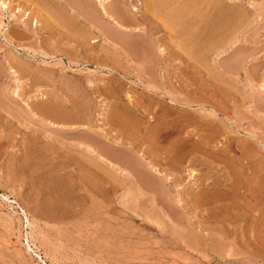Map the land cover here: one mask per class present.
<instances>
[{
  "label": "rangeland",
  "instance_id": "374dc122",
  "mask_svg": "<svg viewBox=\"0 0 264 264\" xmlns=\"http://www.w3.org/2000/svg\"><path fill=\"white\" fill-rule=\"evenodd\" d=\"M50 1L0 2V195L31 222L0 196V264H43L26 235L47 264H264V0H108L121 32Z\"/></svg>",
  "mask_w": 264,
  "mask_h": 264
},
{
  "label": "bare ground",
  "instance_id": "6f19581e",
  "mask_svg": "<svg viewBox=\"0 0 264 264\" xmlns=\"http://www.w3.org/2000/svg\"><path fill=\"white\" fill-rule=\"evenodd\" d=\"M65 2L67 1L68 2V4H70L73 0H71L70 1V3H69V0H64ZM82 0H74V2L72 3L73 4V6H70L71 7V10L69 11V13L66 11V8H65V10L64 9H61V10H57V12H56V10H55V12L53 13V17H55L54 19V23H56L57 25H60V27L62 26V28H65V29H67V30H70L69 28H72L74 31H77V28L80 26V23H78L79 21H77V19L76 18H83V19H91L90 20V23H91V21L93 20V21H96V19L97 20H99V19H102V18H109L110 20L109 21H112V23L114 24V28H112V29H120L121 28V30H126L127 31V29H126V27L124 28V24H126L127 22H128V19L125 17V16H122V15H119V14H117L116 13V11L114 10V12H112L109 8H108V6L106 5V4H108L107 2H109L108 0H100V7L99 8H97V10L99 11L98 13V15H97V12L95 13V12H91V10H90V7L88 6L89 5V3L87 2H84L83 4H82V2H81ZM99 1V0H98ZM97 1V2H98ZM0 2H1V5L3 6V8H5V9H7L8 8V3H7V0H0ZM61 2H62V0H61ZM91 2V1H90ZM49 3L50 4H52L53 2L52 1H50L49 0ZM93 3V2H92ZM99 3V2H98ZM54 5H55V3H53ZM52 4V5H53ZM60 4V3H59ZM85 4H88V5H85ZM57 5V4H56ZM55 5V6H56ZM61 5H63V2H62V4ZM66 5V4H65ZM71 5V4H70ZM60 6V5H59ZM69 5H67V7H68ZM88 6V7H87ZM62 7V6H61ZM63 7H66V6H63ZM62 7V8H63ZM69 7V8H70ZM91 7H92V5H91ZM163 7V6H162ZM55 8H57V6L55 7ZM89 8V9H88ZM64 10V11H63ZM94 11H96V10H94ZM50 12V11H49ZM67 12V13H66ZM70 12L72 13H74L73 14V16H71L70 15V17H68V14H70ZM91 12V13H90ZM117 12H119V11H117ZM227 12V11H226ZM93 13V14H92ZM114 13V14H113ZM116 13V14H115ZM26 15V14H25ZM99 18V19H98ZM46 19V18H45ZM53 19V18H52ZM57 20V21H56ZM103 20V19H102ZM88 21V20H87ZM104 21V20H103ZM104 22H107L106 20L104 21ZM37 21L35 22V25H37ZM78 23V24H77ZM92 24H94V23H92ZM107 24H109V22H107ZM24 25H25V30H30V28H28L29 26H28V23L27 22H24ZM77 25H78V27H77ZM112 25V24H111ZM115 25L118 27V28H115ZM94 27H96L95 25H93ZM77 27V28H76ZM105 27V26H104ZM103 27V28H104ZM108 27H109V25H108ZM102 28V36L103 37H108V35H109V31L108 30H110L111 28H106V29H103ZM123 28V29H122ZM112 29H111V31H112ZM118 29V30H119ZM25 30H22V31H25ZM100 32H101V30H99ZM98 31V32H99ZM120 31V30H119ZM21 32V31H20ZM73 32V31H72ZM121 32V31H120ZM25 33H26V31H25ZM112 33V32H111ZM110 33V34H111ZM114 34L115 33H117V32H113ZM118 34V33H117ZM111 36V35H110ZM114 36V35H113ZM116 37V38H115ZM120 38L119 36H117V35H115L113 38L114 39H118V38ZM104 39H106V38H104ZM125 39V38H124ZM106 40H108V39H106ZM121 42H123L122 40H121V38L119 39ZM130 41V40H129ZM113 43V42H112ZM124 44H126V43H124ZM128 45H129V43H127ZM74 49V48H73ZM121 49V48H120ZM134 50V49H133ZM149 50H151V49H149ZM151 53V52H150ZM154 53H156V52H154ZM13 55H14V53H13ZM12 55V56H13ZM14 56H18V55H14ZM147 56V55H146ZM201 56V55H200ZM199 56V57H200ZM152 57V56H151ZM157 57V56H156ZM10 58V57H9ZM148 58H150V57H148ZM154 58V57H153ZM203 59V58H202ZM151 60V59H150ZM154 60H156V59H153V61ZM11 61H13L12 59H11ZM11 61H9V66H10V68L11 69H13V64H12V62ZM106 61V60H105ZM104 61V62H105ZM25 64V63H24ZM13 65V66H12ZM23 66V65H22ZM27 66V65H26ZM16 68V67H15ZM24 70H26V69H24ZM23 71V70H22ZM26 72V71H25ZM30 72V71H29ZM31 75V74H30ZM36 75V74H35ZM28 107V106H27ZM58 113V112H57ZM64 116V115H63ZM118 122H120V121H118ZM120 125H124V123H122V122H120ZM90 138V137H89ZM88 138V139H89ZM89 141V144H88V146H89V150L91 151V153H93V152H95V153H98L97 151L99 150V149H101V151H102V153H104L103 154V156L105 157V156H107V157H105V158H107V160L108 159H113V160H111V161H116L117 163H120L119 164V168H120V170L122 171V172H124V173H126L127 174V172H125V171H127V169H128V171H131L132 170V172H134L135 174H137V177H139L138 179L141 181L140 183H142L144 186L146 185V186H148V187H150V183H151V180L149 179V175H148V172H146L145 170H144V168H142V163H141V158H139L138 156H140V155H136L137 153L135 152V151H133V153H130V152H125V151H118V150H114V149H112V147L111 146H109L108 144H106L105 142H101L100 141V143H99V141H97L98 142V144H96L97 142H96V139H91L90 138V140H88ZM87 141V142H88ZM93 141V142H92ZM95 141V142H94ZM86 142V143H87ZM105 143V144H104ZM94 144H96V147H99V149L98 150H96V149H94ZM131 144V143H130ZM98 145V146H97ZM87 146V145H86ZM87 148V147H86ZM135 148V147H134ZM88 150V151H89ZM136 150V149H135ZM93 151V152H92ZM131 151V150H130ZM137 151V150H136ZM138 152V151H137ZM134 153H136V154H134ZM99 154V153H98ZM133 154V155H132ZM97 157V156H96ZM109 157V158H108ZM100 158V157H99ZM105 158H103V160H106ZM102 160V159H101ZM111 161H108L109 163H112ZM112 165H113V167L116 165V164H114V163H112ZM144 167V166H143ZM90 168V170H92L93 171V169L91 168V167H89ZM146 168V167H145ZM95 169V168H94ZM155 171V170H154ZM133 174V173H132ZM135 177V176H134ZM162 177V176H161ZM128 179V178H127ZM131 179V178H130ZM82 180V179H81ZM84 182V181H83ZM90 182V181H89ZM128 182V181H127ZM130 183H131V181H130ZM129 184V183H128ZM153 185V184H152ZM82 191L84 192L83 194L87 197V199L88 200H90V201H94V200H97V202H99L100 201V206H99V210H100V214L103 216V214L105 213V212H113V210H111V206L105 201L106 199V197H105V194H99V193H97L96 191H94L93 190V187L91 186V185H87L86 187H83L82 186ZM133 190V189H132ZM13 193V192H12ZM1 196V195H0ZM1 198L4 200V201H6V203L14 210V212L16 213V214H18V215H20V216H22L23 217V219L26 221L25 223H26V225H27V227H29V226H31V222H30V220H29V218H28V215H27V212H26V210H25V208L21 205V204H19V202H17V201H15V200H11L10 201V198L8 197V196H6L5 194L4 195H2L1 196ZM15 198V197H14ZM98 199H100V200H98ZM124 201V200H123ZM158 201V200H157ZM93 203V202H92ZM124 203L125 204H123L122 202H121V204H123L124 206L126 205V202L124 201ZM123 206V207H124ZM93 208H94V206H92ZM118 207V206H117ZM91 208V207H90ZM126 208V207H125ZM10 209V208H9ZM91 210V209H90ZM28 211V210H27ZM116 211V210H115ZM99 214V215H100ZM115 214L117 215V220H118V227H116V228H118L117 229V232H115V233H117L116 235L117 236H119V238H122V239H125L124 238V236L125 235H127L128 233H130L129 232V230L128 231H126V225L124 224V222L125 221H127L128 219H133L126 211H125V209L123 210V209H119V212H115ZM12 215V214H11ZM14 215V214H13ZM92 215V214H91ZM100 215V216H101ZM11 218V217H10ZM12 219V218H11ZM99 219V218H98ZM110 219V218H109ZM124 219H125V221H124ZM114 220V219H113ZM134 221H135V219H133ZM110 221V220H109ZM108 221V222H109ZM23 223H24V221H22ZM21 222V223H22ZM100 223H102V221H99ZM98 222V223H99ZM107 222V221H106ZM13 224V223H12ZM112 224V223H111ZM114 224H116V223H114ZM33 225H34V223H33ZM33 225H32V227H33ZM105 226V225H104ZM115 226V225H114ZM25 227V226H24ZM112 227V226H111ZM26 228V227H25ZM113 229H114V227H112ZM33 229V228H32ZM113 229L111 230V231H113ZM98 230V229H97ZM102 230V229H101ZM114 230H116V229H114ZM135 232H138V233H135V234H138V236H139V230L137 229V228H135ZM161 230V229H160ZM159 230V231H160ZM29 231V230H28ZM134 232V231H133ZM28 233V232H27ZM111 233V232H110ZM113 234V233H112ZM134 234V233H133ZM114 235V234H113ZM112 235V236H113ZM110 236V235H109ZM21 237V236H20ZM141 237V236H140ZM115 238H117V237H115ZM25 239H26V245H27V248L29 249V251H31L32 253H34L35 254V256L40 260V261H42V263L43 264H47L46 263V261H44V260H42V258L43 257H41L39 254H37L36 253V251H34L33 249H32V247L30 246L31 244H29V240H28V236L26 235V237H25ZM29 239H30V237H29ZM33 239V238H32ZM144 239V238H143ZM166 239V238H165ZM31 241V240H30ZM127 241V240H126ZM94 242V241H93ZM138 245H139V242H138ZM225 245V244H224ZM227 246V245H226ZM121 247V246H120ZM123 248V247H122ZM227 249H228V247H226ZM135 249V248H134ZM215 249V248H214ZM229 250V249H228ZM215 254V253H214ZM134 255V254H133ZM112 256V255H111ZM234 256V255H233Z\"/></svg>",
  "mask_w": 264,
  "mask_h": 264
}]
</instances>
